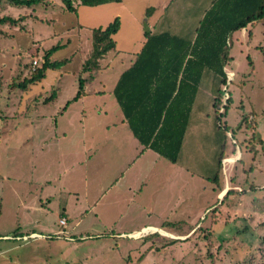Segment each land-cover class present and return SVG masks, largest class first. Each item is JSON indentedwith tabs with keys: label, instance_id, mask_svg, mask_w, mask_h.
<instances>
[{
	"label": "rangeland",
	"instance_id": "374dc122",
	"mask_svg": "<svg viewBox=\"0 0 264 264\" xmlns=\"http://www.w3.org/2000/svg\"><path fill=\"white\" fill-rule=\"evenodd\" d=\"M161 2L88 6L73 0L71 12L61 0H0V18H22L0 23V264H264V21L231 37L232 60L225 66L233 75L227 87L231 102L220 117L227 137L217 130L211 96L201 86L178 161L195 175L183 171L182 179L170 183L163 179L164 164L176 165L151 150L139 154L111 92ZM148 7H155L149 17ZM116 16L114 48L94 47L92 30ZM53 45L58 48L50 59L67 62L47 69L25 90L12 87L30 76L31 58L41 66ZM97 50L101 56L95 57ZM80 78L84 93L69 101ZM53 90L55 97L45 101ZM221 143L229 159L221 179L227 176L229 189L241 187L225 199L198 176L216 166ZM118 177L115 188L123 187L126 199L117 210L109 192ZM63 208L70 220L58 235ZM164 220L192 224L195 233L187 240H168L156 231L146 239L127 235Z\"/></svg>",
	"mask_w": 264,
	"mask_h": 264
},
{
	"label": "trees",
	"instance_id": "16d2710c",
	"mask_svg": "<svg viewBox=\"0 0 264 264\" xmlns=\"http://www.w3.org/2000/svg\"><path fill=\"white\" fill-rule=\"evenodd\" d=\"M7 1L16 5H32L41 0ZM119 1L121 0H78V3L98 6ZM61 2L68 11L76 10L73 0ZM197 6L193 14L189 15V21L182 18L181 23L177 22L178 31H175L176 26L172 25L168 15L152 30H145L143 43L133 62L120 73L112 89L115 101L138 142L139 152L151 149L172 163L178 161L201 86L211 96L217 130L223 132V138L227 137L228 128L220 123V117L231 102L229 94L223 106L224 111L219 114L218 109L223 104L225 93V66L232 60L229 51L231 34L249 24L264 21V0H202ZM151 11L152 7H148L147 15ZM19 20L22 18L3 16L0 23L14 24ZM119 26L120 19L116 16L105 27L94 28L93 46L98 47L97 43H104L105 48H114L111 37ZM188 27L192 28L189 32ZM106 40L107 43L104 42ZM57 48L58 45H53L45 50L41 66L37 62L30 76L14 83L12 87L25 90L30 84L40 81L47 69L63 66L67 59H50ZM260 49L264 54V46ZM36 50H31V53L37 54ZM95 54V57L101 56V50H97ZM33 59L29 62V69L33 66ZM78 81V90L69 101H76L84 93L85 80L80 78ZM55 95L53 90L45 101L52 100ZM69 101L63 106V110ZM244 115L243 122L251 127V122H247ZM233 135L232 131L231 136ZM224 147L225 143H221L215 158L216 166L211 171L206 172L207 169H204V173L210 172L208 176L200 173L214 184V189L220 188L221 165L226 157ZM235 148L233 147L234 152ZM228 193L229 190L226 194ZM186 226L180 225L181 228ZM187 227L190 229L193 226ZM261 242L264 243V236Z\"/></svg>",
	"mask_w": 264,
	"mask_h": 264
},
{
	"label": "crops",
	"instance_id": "0c3cea01",
	"mask_svg": "<svg viewBox=\"0 0 264 264\" xmlns=\"http://www.w3.org/2000/svg\"><path fill=\"white\" fill-rule=\"evenodd\" d=\"M161 1L162 2H161L160 10L158 11L157 14H155L154 23H153V19H152V27L149 30H152L155 26H158L160 24L159 22L162 21V18L164 16L167 17V15H168L169 18H170V21L172 22V25H175L176 26L175 31H178V29H177V22H179L182 18H186L189 21V15H192L193 14V12L195 11V9H197V7H198L197 5L202 0L201 1H196V0H161ZM154 11H155V7H152V11H151L150 15L153 14ZM150 15H148V17ZM151 18H153V17H151ZM166 19L168 21V18H166ZM180 23H181V21H180ZM191 30H192V28L191 27H188V32L191 31ZM232 34H231V37H232ZM231 40H232V38H231ZM230 46H231V44H230ZM134 58H135V55L133 57V60H134ZM133 60H132V62H133ZM123 121H125L124 117H123ZM182 147H183V144H182ZM145 150H151V149H145ZM145 150H143L142 152H139V154L143 153ZM138 151H139V148H138ZM181 151H182V148H181L180 153H179L178 161L180 159ZM178 161L176 163H172V162L169 161V163H171V165H176V166H169V164H164V166H166V169H165V173L163 175V179H164V177H167V178H169V181L168 182H170V183H173L174 182L175 183V182H178L179 179H182L184 177L185 172H183V171H187L191 175H195V173L192 170L184 169V167H182L181 165H179ZM160 164H161V162H160ZM168 166L171 167L172 169H168ZM179 166H181L182 168H179ZM225 167H227L226 164H225ZM223 170H225V168H223V164H222L221 175L223 173ZM198 176L202 177L201 175H198ZM137 177H139V176L137 175ZM119 180H120V177H118V181L116 180V181H113L112 182L113 183V185H112V188L113 189L111 188L112 190L109 192V193H111V192L113 193V204H114V207L113 208L114 209H117V210L118 209H121V203L124 201V199H126L125 198L126 193L124 192L123 187H116L115 188L116 184L119 183ZM121 181L122 180H120V182ZM230 186H231V182L227 179V176L225 175L223 181H222L221 176H220V188L216 189L217 190L218 197L219 198L223 197L222 199H225V198H227V196H228V194L230 193L231 190L240 191L239 188H241V187L239 185H233L232 186L233 187L232 189H229ZM131 188L132 187H129L128 189L131 190ZM228 190H229V193L226 194V192ZM139 191H142V188L139 189ZM61 216H64L66 218V224L64 225V226H66L67 223L70 220V217H69V214H68V212L66 211L65 208H63V210L60 212L59 218ZM58 224H59V222H58ZM185 224L187 225V223H185ZM188 224H190V223H188ZM162 225L165 226V229L161 227ZM162 225L161 226H158V225H155V224L154 225L148 224V225H145V226H141L140 229H138V230H134V231H131L129 233L122 232V233H119V234L126 235V233H127L128 236H130L132 238H135V239L136 238H140L141 236H144L145 235L144 236V239H146V238H149V236H150L149 234H151L152 232L156 231L155 234L156 233L159 234V232H160V235L162 237H165V238L167 237L168 240H171V239H179V240H184L185 239V240H187L188 238H190L195 233L194 227H192L190 229H188V227H187V226H192V224L191 225H187L186 228H181L180 225H183V222H178V223H174L173 224V223H167L166 220H164V221H162ZM145 227H147L150 231H149V233H144L142 235V233L139 230H141L142 228H145ZM162 230H164L165 233L162 232ZM135 232H139L140 234L134 236L133 233H135ZM32 233L33 234H36L34 232H32ZM15 234H18V233H14L13 236H16ZM67 238L71 239V236L70 237H67ZM152 245H154L153 242H151L150 249H152ZM143 255L144 254H142L140 256V260H142Z\"/></svg>",
	"mask_w": 264,
	"mask_h": 264
},
{
	"label": "built area",
	"instance_id": "2783aa9c",
	"mask_svg": "<svg viewBox=\"0 0 264 264\" xmlns=\"http://www.w3.org/2000/svg\"><path fill=\"white\" fill-rule=\"evenodd\" d=\"M37 59H33V66H32V68L34 69L35 68V66H36V64H37ZM226 77H227V79H226V83H225V85L223 86V89L225 90V93H224V96H223V104L219 107V109H218V113L220 114V113H222L223 111H224V108H223V106L225 105V101H226V98L228 97V93H227V87H228V84L229 83H231L232 81H233V75L231 74V73H229V72H227L226 71ZM225 160H229L228 158H224L223 160H222V164H223V168H225ZM235 161V160H234ZM233 162V160L231 161V163ZM58 222H59V224H60V226H61V228H62V230H59L58 231V235H62V234H64V229H63V226L66 224V218L64 217V216H61L59 219H58ZM146 228V230L144 231V232H142V234H144V233H149V229L147 228V227H145ZM143 229V228H142ZM32 236H36L37 234H31Z\"/></svg>",
	"mask_w": 264,
	"mask_h": 264
},
{
	"label": "bare ground",
	"instance_id": "6f19581e",
	"mask_svg": "<svg viewBox=\"0 0 264 264\" xmlns=\"http://www.w3.org/2000/svg\"><path fill=\"white\" fill-rule=\"evenodd\" d=\"M145 230H142V231H140V232H144ZM162 232H164V231H162Z\"/></svg>",
	"mask_w": 264,
	"mask_h": 264
},
{
	"label": "clouds",
	"instance_id": "9594fccd",
	"mask_svg": "<svg viewBox=\"0 0 264 264\" xmlns=\"http://www.w3.org/2000/svg\"><path fill=\"white\" fill-rule=\"evenodd\" d=\"M235 162V161H234Z\"/></svg>",
	"mask_w": 264,
	"mask_h": 264
}]
</instances>
